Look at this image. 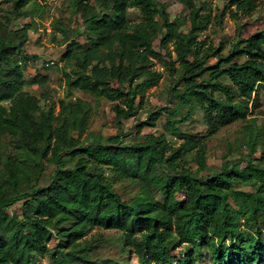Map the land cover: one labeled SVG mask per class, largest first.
Returning <instances> with one entry per match:
<instances>
[{
	"label": "trees",
	"instance_id": "trees-1",
	"mask_svg": "<svg viewBox=\"0 0 264 264\" xmlns=\"http://www.w3.org/2000/svg\"><path fill=\"white\" fill-rule=\"evenodd\" d=\"M7 1L17 19L30 17L29 5L35 9L48 0ZM167 1L74 3L78 26L62 58L71 68L65 72L66 84L69 90L115 102L111 113L121 134L106 142L82 138L91 116L89 102L60 100L55 114V106L45 109L23 91L29 56L24 50L19 61L15 57L29 39L31 23L16 30L17 42L0 35V144L5 136L21 143L19 154L7 155L0 168V264H40L38 257L48 258L49 264H96L89 257L97 246L87 236L98 228L121 231L124 245L140 264H264V140L258 146L249 138L236 157L239 162L229 166L234 158L225 157L218 172H208L206 157V139L247 121L261 106L264 28L224 54L223 44L215 47L203 38L209 19L195 0H172L190 10L185 23L171 17ZM261 1L226 4L235 7L231 14L238 19L240 13L252 15ZM134 9L137 18L130 15ZM58 33L65 36L66 30L58 28ZM84 34L89 43L82 48L77 37ZM156 59L182 86L176 92L180 102L203 114L207 136L180 132L178 125L190 119L187 113L166 120L184 140L178 147L154 134L132 145L122 142L155 126L161 114L134 119L145 91L162 77L153 70ZM171 114L177 116L178 109ZM193 151L196 172L183 165ZM62 155L76 159L74 166H66ZM51 164L55 169L49 182L39 184ZM165 167L173 174L157 186L155 178ZM124 181L141 188L130 201L114 188ZM173 241L185 248L177 250Z\"/></svg>",
	"mask_w": 264,
	"mask_h": 264
},
{
	"label": "rangeland",
	"instance_id": "rangeland-1",
	"mask_svg": "<svg viewBox=\"0 0 264 264\" xmlns=\"http://www.w3.org/2000/svg\"><path fill=\"white\" fill-rule=\"evenodd\" d=\"M77 0H48L41 2L40 7L31 9L30 17L14 18L13 6L7 0H2L0 9V26H3V38L7 35L17 42L20 38V33L16 34V30L21 29L26 23H31V28L28 31V41L22 47V52L15 57L20 60L23 51L29 56V60L25 64V85L23 91L36 96L41 103V106L48 109L55 106V114L59 112V101H74L78 98L90 103L92 110L86 131L82 138H97L100 141L106 142L107 139L114 134H121V129L114 121L111 113L115 102L108 99H97L93 95L83 92L79 89L69 90L66 84L65 72H71L68 61L62 60L67 48L71 43V38L75 36L77 22H75V6ZM88 1V0H82ZM198 7L201 8V14H204L209 19V25L202 33L203 38L207 37L208 44L213 46L224 45V54H227L232 46L240 39L248 38L251 33L257 29L264 28V0L259 4L258 9L252 15L241 14L238 19L233 18L231 11L235 12L233 6L226 4V0H195ZM168 12L171 17L178 19V23H185L190 18V10L178 3H173L172 0L166 2ZM223 12L225 14L223 15ZM132 18H137L139 11L131 10ZM160 20V16H157ZM58 28L65 29V36L58 33ZM186 29V28H185ZM65 39L68 42H65ZM84 42L82 48H85L89 40L84 34L82 37H77ZM169 51L173 50V43L168 45ZM176 53L172 52V59L176 60ZM153 70L159 72L162 77L158 84L148 88L144 93V100L138 109L135 120H147L150 113L159 111L161 114L155 121V126H145L140 134L133 133L129 137L122 138V142L126 145H132L141 142L148 134L156 136L164 135L170 145L178 147L183 143V138L172 131L166 123L168 118L175 120L180 119L187 113H190V119L180 123L178 128L181 133H189L199 137L208 135V127L204 123L203 114L199 109H194L193 106L184 105L176 97V92L182 89L178 86L177 79L159 60H154ZM261 106L254 110L247 118V121H239L231 125L223 127L220 132L207 140V161L208 172H218L224 158H234L229 166L239 162L236 158L241 154L242 148L249 138L256 139L258 146L264 140V92L260 95ZM9 106L10 103H5ZM161 108H166L165 112ZM178 109L179 114L174 116L171 111ZM255 120V122H251ZM56 124V122H54ZM129 121V125H131ZM207 138V137H206ZM21 143L11 137L5 136L0 144V153L2 154V162L0 168L3 167V160L7 155L19 154ZM195 151L189 152L185 156L184 166L192 172H196L198 164L195 161ZM65 165L72 167L76 163V159L62 155ZM55 169L54 165H48L46 172L42 175L39 184L46 185L49 182L50 174ZM207 172V173H208ZM173 174L172 171L165 167L161 169L160 174L155 178L157 186H162L165 179ZM116 192L123 200L130 201L140 193V186L134 182L124 181L114 184ZM159 198V193L155 191ZM180 198V197H179ZM19 208V205L15 207ZM92 236V238H91ZM87 238H91L93 245L97 246L90 253V261L96 264H140L134 257H131L128 248L124 245L121 231L105 230L98 228ZM172 247L177 250L185 248V245L178 241L171 242ZM205 251V249H204ZM40 264H49L48 258L38 257ZM198 264H207L206 261Z\"/></svg>",
	"mask_w": 264,
	"mask_h": 264
}]
</instances>
